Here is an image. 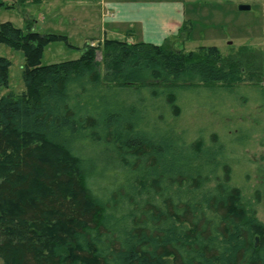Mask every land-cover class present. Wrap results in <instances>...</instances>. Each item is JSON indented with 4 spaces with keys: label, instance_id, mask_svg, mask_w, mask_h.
<instances>
[{
    "label": "trees",
    "instance_id": "1",
    "mask_svg": "<svg viewBox=\"0 0 264 264\" xmlns=\"http://www.w3.org/2000/svg\"><path fill=\"white\" fill-rule=\"evenodd\" d=\"M31 25L0 24L25 60L24 89L1 94L0 55V264H264L261 192L233 183L217 135L209 146L169 125L178 90L262 85L261 50L106 38L43 64L47 43L73 45Z\"/></svg>",
    "mask_w": 264,
    "mask_h": 264
},
{
    "label": "rangeland",
    "instance_id": "2",
    "mask_svg": "<svg viewBox=\"0 0 264 264\" xmlns=\"http://www.w3.org/2000/svg\"><path fill=\"white\" fill-rule=\"evenodd\" d=\"M94 1L44 0L22 6L17 0H5L9 6H0V24L10 22L17 28H25L31 23L32 29L40 34L66 35L73 47L63 41L47 43L42 52L43 64L75 59L85 43L124 38L123 34L111 35L106 31L108 25ZM219 15V21L210 22L209 27L198 24L199 32H212L209 40L182 42L179 37H172L173 48L192 50L199 45H214L227 54L231 48L248 45L261 50L264 71V10L255 3L251 9H239V5L232 3L221 9ZM0 55L11 62L9 84L1 94L10 90L21 92L24 89L23 53L0 43ZM261 88L264 92V80L262 85L244 83L232 90L218 84L178 90L181 113L173 120L169 118V125L185 141L203 137L210 146V135L218 136L224 148L221 158L230 167L233 183L252 201L255 191L261 192L262 198L255 208L257 217L264 221V94ZM156 116L157 111L151 112L152 118Z\"/></svg>",
    "mask_w": 264,
    "mask_h": 264
},
{
    "label": "crops",
    "instance_id": "3",
    "mask_svg": "<svg viewBox=\"0 0 264 264\" xmlns=\"http://www.w3.org/2000/svg\"><path fill=\"white\" fill-rule=\"evenodd\" d=\"M101 8L108 33L130 42L161 44L177 37L185 22L191 25L188 41L209 40L210 32L198 31V24L209 27L218 22L220 10L236 5L264 10V0H95ZM233 13V12H231ZM242 14V13H241ZM105 31V33H106ZM212 34V32H211ZM118 39V38H117ZM187 41V40H186Z\"/></svg>",
    "mask_w": 264,
    "mask_h": 264
},
{
    "label": "water",
    "instance_id": "4",
    "mask_svg": "<svg viewBox=\"0 0 264 264\" xmlns=\"http://www.w3.org/2000/svg\"><path fill=\"white\" fill-rule=\"evenodd\" d=\"M249 6L248 5H240L239 9H248ZM255 243H257V238L255 239Z\"/></svg>",
    "mask_w": 264,
    "mask_h": 264
}]
</instances>
